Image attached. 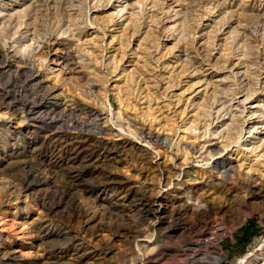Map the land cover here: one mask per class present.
Listing matches in <instances>:
<instances>
[{
	"label": "rangeland",
	"instance_id": "obj_1",
	"mask_svg": "<svg viewBox=\"0 0 264 264\" xmlns=\"http://www.w3.org/2000/svg\"><path fill=\"white\" fill-rule=\"evenodd\" d=\"M264 264V0H0V264Z\"/></svg>",
	"mask_w": 264,
	"mask_h": 264
},
{
	"label": "bare ground",
	"instance_id": "obj_2",
	"mask_svg": "<svg viewBox=\"0 0 264 264\" xmlns=\"http://www.w3.org/2000/svg\"><path fill=\"white\" fill-rule=\"evenodd\" d=\"M245 260H246V259H241L238 263H239V264H243V263L245 262ZM216 262H217L218 264H227V262L224 261L223 259H221L219 256L216 257Z\"/></svg>",
	"mask_w": 264,
	"mask_h": 264
}]
</instances>
